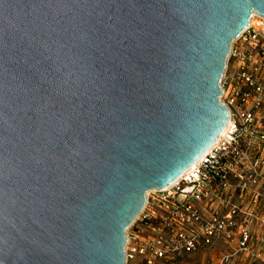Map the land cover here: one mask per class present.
I'll use <instances>...</instances> for the list:
<instances>
[{
	"label": "water",
	"instance_id": "obj_1",
	"mask_svg": "<svg viewBox=\"0 0 264 264\" xmlns=\"http://www.w3.org/2000/svg\"><path fill=\"white\" fill-rule=\"evenodd\" d=\"M264 0H0V264H124L145 193L216 141Z\"/></svg>",
	"mask_w": 264,
	"mask_h": 264
},
{
	"label": "built area",
	"instance_id": "obj_2",
	"mask_svg": "<svg viewBox=\"0 0 264 264\" xmlns=\"http://www.w3.org/2000/svg\"><path fill=\"white\" fill-rule=\"evenodd\" d=\"M219 86L225 128L175 180L145 193L125 230L124 264H181L216 241L226 246L218 264L239 253L264 264L263 16L252 13L232 41Z\"/></svg>",
	"mask_w": 264,
	"mask_h": 264
},
{
	"label": "crops",
	"instance_id": "obj_3",
	"mask_svg": "<svg viewBox=\"0 0 264 264\" xmlns=\"http://www.w3.org/2000/svg\"><path fill=\"white\" fill-rule=\"evenodd\" d=\"M257 227V226H256ZM260 230V228H259ZM264 234V230L262 231ZM226 249V246L220 241H216L210 248L198 251L206 255V264H218V260L222 251ZM231 264H255L251 258H249L247 253H239L236 255Z\"/></svg>",
	"mask_w": 264,
	"mask_h": 264
},
{
	"label": "rangeland",
	"instance_id": "obj_4",
	"mask_svg": "<svg viewBox=\"0 0 264 264\" xmlns=\"http://www.w3.org/2000/svg\"><path fill=\"white\" fill-rule=\"evenodd\" d=\"M206 255L201 252H195L191 255L181 258V264H206L208 261L205 259Z\"/></svg>",
	"mask_w": 264,
	"mask_h": 264
}]
</instances>
